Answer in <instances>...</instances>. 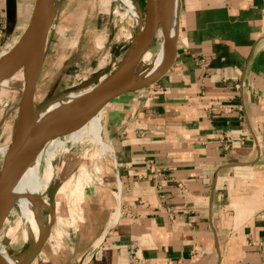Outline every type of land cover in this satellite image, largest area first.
Masks as SVG:
<instances>
[{"label":"crops","instance_id":"crops-1","mask_svg":"<svg viewBox=\"0 0 264 264\" xmlns=\"http://www.w3.org/2000/svg\"><path fill=\"white\" fill-rule=\"evenodd\" d=\"M178 14L168 71L103 110L113 190L73 264H264V0Z\"/></svg>","mask_w":264,"mask_h":264},{"label":"rangeland","instance_id":"rangeland-1","mask_svg":"<svg viewBox=\"0 0 264 264\" xmlns=\"http://www.w3.org/2000/svg\"><path fill=\"white\" fill-rule=\"evenodd\" d=\"M127 1L140 14L138 5L141 8L142 1L137 0L138 5L134 0ZM31 3L32 0H20V21L13 35L1 40L2 56L19 39ZM121 3V0H58L54 19L49 24L48 46L35 93L36 104L48 96H56L51 102L56 103L86 93L115 69L134 37L138 21ZM162 39L159 29L151 54L144 55L145 67L158 52ZM22 83L21 72L0 83V162L10 139ZM140 91L130 92L126 98ZM104 116L102 111V135L111 146L110 153L99 150L91 143L75 146L63 143L62 150L52 161L53 175L49 183L56 187L66 183L68 192L55 205L57 218L52 221L51 235L33 264H63L65 254L66 262L71 255L72 259L67 263L73 264L76 250L84 247L88 234L95 230L85 228L84 224L89 217H99L101 195L103 191L113 190L114 180L113 148ZM40 170L41 173L44 170L43 163ZM46 193L47 189L44 188L41 197L45 198ZM41 214L42 221L47 222L49 213L42 210ZM16 226L15 235H9V231ZM27 228L18 207L12 205L0 228V252L3 256H17L19 262L23 259L30 244L34 243ZM4 238L7 239L6 244L1 242Z\"/></svg>","mask_w":264,"mask_h":264},{"label":"water","instance_id":"water-1","mask_svg":"<svg viewBox=\"0 0 264 264\" xmlns=\"http://www.w3.org/2000/svg\"><path fill=\"white\" fill-rule=\"evenodd\" d=\"M5 1L4 39H7L12 35L18 21V3L17 0ZM134 1L138 5L137 0ZM141 1V8L138 5L140 17L134 37L115 69L104 76L95 88L82 94L75 104L66 108L65 114L57 109L40 117V111L56 99V96H48L40 103H35L36 87L48 46V31L42 30L40 18L45 0H32L27 22L14 47L17 57L15 67L10 72L0 75L1 83L15 73H23L22 89L16 102V115L10 139L0 162V215H8L11 208L8 209L7 199L11 196L14 184L30 163L32 155L50 138L64 136L95 114L102 112L120 96L155 84L171 67L176 53L177 35L174 38L172 55L159 74L152 79L138 81L139 74L145 67L144 55L151 54L157 32L162 27L160 15L167 0ZM108 82L110 85L106 88ZM42 239L43 236L37 243L30 244L19 264H32L44 245L45 240ZM1 242L6 244L7 239L4 238ZM1 257L0 254V260Z\"/></svg>","mask_w":264,"mask_h":264},{"label":"bare ground","instance_id":"bare-ground-1","mask_svg":"<svg viewBox=\"0 0 264 264\" xmlns=\"http://www.w3.org/2000/svg\"><path fill=\"white\" fill-rule=\"evenodd\" d=\"M121 1L127 6V9L131 15H133L138 20L140 14L129 4L127 0ZM178 3L180 6V0H167L166 4L164 5L160 15V22L162 24L160 29L163 36L162 43L150 64L140 72L138 77L139 82L146 79H152L157 74H159L167 59L172 55L174 38L176 35L178 36L179 30ZM56 6L57 0H45L43 4L40 18L41 28L45 32L48 31L49 24L54 19V11ZM16 44L17 42L10 50L3 52V56L0 54V75L10 72L15 67L17 57L14 47ZM21 74L23 75L22 72ZM109 85L110 83L108 82L105 87L108 88ZM99 90H101V88H99ZM82 94H84V92L74 95L63 102L51 103V101V104H47L40 111V117H44L53 110L57 109H60V111H63L65 114L66 108L70 107L72 104H75ZM101 116L102 112H99L89 118L82 125L64 134V136L50 138L43 145V147H41L32 155L30 163L14 184L11 196H8L7 199L9 201L8 209L9 207L11 208L12 205H16L18 207L21 216L25 219L28 225L27 229L29 233L32 234L34 244L40 240L41 236H43L42 240L45 241L49 238L51 235L50 228L52 221H55L57 218L55 205L58 203L60 197L65 198L67 196L66 193L68 191L66 183L60 185L59 187H56V185L53 186L51 183H49L50 178L53 175L52 161H54L56 155L60 152V150H62L63 143H68L71 146L91 143L98 146L99 150H104L108 153L111 152V146L103 139ZM41 163L44 165V170L42 173L40 170ZM81 169H83V167ZM44 188L47 189V193L45 198H42L40 193ZM42 210H45L49 213L47 222L45 223L42 221ZM8 211L9 210H7V212ZM5 216V214L0 215V226H2V221ZM17 227L18 226L15 228L12 227L13 229L9 231V235L14 236ZM16 257H5L2 255L0 263L19 264V261H17L18 259Z\"/></svg>","mask_w":264,"mask_h":264},{"label":"built area","instance_id":"built-area-1","mask_svg":"<svg viewBox=\"0 0 264 264\" xmlns=\"http://www.w3.org/2000/svg\"><path fill=\"white\" fill-rule=\"evenodd\" d=\"M2 36H3V31L0 29V43H1V40H2Z\"/></svg>","mask_w":264,"mask_h":264}]
</instances>
